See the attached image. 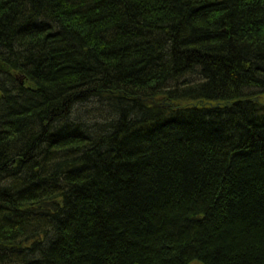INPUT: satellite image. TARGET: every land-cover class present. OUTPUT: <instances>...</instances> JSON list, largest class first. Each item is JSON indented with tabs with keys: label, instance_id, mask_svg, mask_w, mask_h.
Returning <instances> with one entry per match:
<instances>
[{
	"label": "trees",
	"instance_id": "trees-1",
	"mask_svg": "<svg viewBox=\"0 0 264 264\" xmlns=\"http://www.w3.org/2000/svg\"><path fill=\"white\" fill-rule=\"evenodd\" d=\"M264 0H0V264H264Z\"/></svg>",
	"mask_w": 264,
	"mask_h": 264
},
{
	"label": "rangeland",
	"instance_id": "rangeland-1",
	"mask_svg": "<svg viewBox=\"0 0 264 264\" xmlns=\"http://www.w3.org/2000/svg\"><path fill=\"white\" fill-rule=\"evenodd\" d=\"M262 101H263V103H264V98H262Z\"/></svg>",
	"mask_w": 264,
	"mask_h": 264
}]
</instances>
